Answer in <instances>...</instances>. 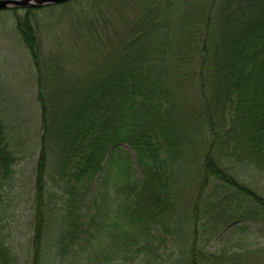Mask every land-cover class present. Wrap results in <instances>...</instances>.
Listing matches in <instances>:
<instances>
[{
	"label": "trees",
	"instance_id": "trees-1",
	"mask_svg": "<svg viewBox=\"0 0 264 264\" xmlns=\"http://www.w3.org/2000/svg\"><path fill=\"white\" fill-rule=\"evenodd\" d=\"M132 2L10 8L28 11L17 26L38 68L30 16L45 9H67L105 56L80 75L52 58L37 72L36 150L0 104V264H264V244L211 248L236 230L264 237V0H146L141 24L126 23ZM19 151L40 218L25 261Z\"/></svg>",
	"mask_w": 264,
	"mask_h": 264
},
{
	"label": "rangeland",
	"instance_id": "rangeland-1",
	"mask_svg": "<svg viewBox=\"0 0 264 264\" xmlns=\"http://www.w3.org/2000/svg\"><path fill=\"white\" fill-rule=\"evenodd\" d=\"M133 1L131 6L126 9L128 17L126 23L135 21L141 24L144 12L143 8L140 7V2L143 3L146 0ZM27 12L25 9L18 11L0 10V104L9 109V112L5 109L10 117L9 124L15 126V132L22 134V136L16 135L21 148H24V143H27L28 138H30V146L36 150L41 142L40 125L42 117L41 106L37 98V72L41 68L51 72L52 68L46 62L52 58L61 63V66L55 65L60 72L70 76L80 75L90 67V62L100 60L102 62L105 51L95 49V44L98 41L91 33H88L87 28L78 27L77 30V28L71 27L70 17L72 16L67 9L64 7L45 9L38 13H32L30 16L32 20L37 18L41 25L42 44L38 53L42 63L38 68L20 30H18L19 26H17L16 17L21 18V20L24 19V22L28 23ZM34 21L36 20L34 19ZM27 31V36L32 38L31 29H27ZM92 38L95 39L94 43L93 41L90 42ZM57 55L60 57L58 58ZM16 120L19 121L20 128ZM26 129H29V136ZM25 148L27 149V147ZM38 155L37 153V157ZM18 157L20 161L17 168L20 172L23 168L25 174L19 175L17 179L19 185L16 186V191L20 190L18 193L20 197L17 198L19 204L15 213L16 223L12 235L16 237V240H19L16 253L19 252L22 261H25L31 257L29 254V236L33 222L39 221L40 218L35 216V210L33 212L30 209V203L34 202L36 191L33 158H30L29 154L24 155L22 151L18 152ZM262 184L264 185V183ZM263 244L264 237H261V231L256 228L227 232L222 235L220 240L213 241L211 248L223 246L236 250ZM51 256L54 257V255ZM55 264H65V262L55 259Z\"/></svg>",
	"mask_w": 264,
	"mask_h": 264
},
{
	"label": "water",
	"instance_id": "water-1",
	"mask_svg": "<svg viewBox=\"0 0 264 264\" xmlns=\"http://www.w3.org/2000/svg\"><path fill=\"white\" fill-rule=\"evenodd\" d=\"M72 0H0V10L10 8H42L50 4H64Z\"/></svg>",
	"mask_w": 264,
	"mask_h": 264
}]
</instances>
